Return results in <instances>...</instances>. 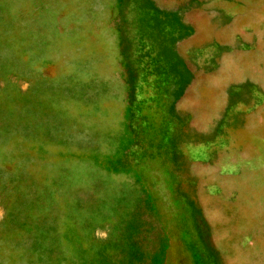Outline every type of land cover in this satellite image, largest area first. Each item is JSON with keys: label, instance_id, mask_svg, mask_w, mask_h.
Masks as SVG:
<instances>
[{"label": "rangeland", "instance_id": "374dc122", "mask_svg": "<svg viewBox=\"0 0 264 264\" xmlns=\"http://www.w3.org/2000/svg\"><path fill=\"white\" fill-rule=\"evenodd\" d=\"M0 264H264V0H0Z\"/></svg>", "mask_w": 264, "mask_h": 264}]
</instances>
